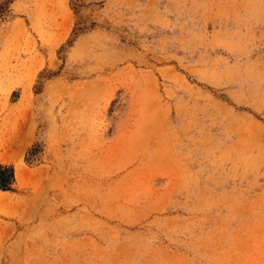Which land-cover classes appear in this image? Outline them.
Masks as SVG:
<instances>
[{"label": "rangeland", "instance_id": "rangeland-1", "mask_svg": "<svg viewBox=\"0 0 264 264\" xmlns=\"http://www.w3.org/2000/svg\"><path fill=\"white\" fill-rule=\"evenodd\" d=\"M0 264H264V0H0Z\"/></svg>", "mask_w": 264, "mask_h": 264}, {"label": "trees", "instance_id": "trees-1", "mask_svg": "<svg viewBox=\"0 0 264 264\" xmlns=\"http://www.w3.org/2000/svg\"><path fill=\"white\" fill-rule=\"evenodd\" d=\"M13 180V170L7 166H0V190H9Z\"/></svg>", "mask_w": 264, "mask_h": 264}]
</instances>
